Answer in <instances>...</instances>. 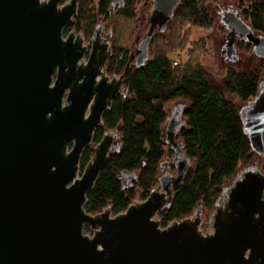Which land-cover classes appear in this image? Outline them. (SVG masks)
Masks as SVG:
<instances>
[{
  "label": "water",
  "instance_id": "water-1",
  "mask_svg": "<svg viewBox=\"0 0 264 264\" xmlns=\"http://www.w3.org/2000/svg\"><path fill=\"white\" fill-rule=\"evenodd\" d=\"M62 1L0 0V264H264V171L256 165L224 188L211 214L213 231L202 229L198 210L166 227L158 218L192 167L183 144L174 142L177 173L160 176L146 200L115 216L86 211L120 138L106 131L83 170L82 155L125 76L107 73L112 48L102 22L90 42L76 30L64 33L80 0ZM181 2L152 0L139 62ZM228 17L230 29L264 59V35L255 36L236 12ZM235 53L232 44L228 56ZM240 113L254 152L264 156V79Z\"/></svg>",
  "mask_w": 264,
  "mask_h": 264
},
{
  "label": "trees",
  "instance_id": "trees-1",
  "mask_svg": "<svg viewBox=\"0 0 264 264\" xmlns=\"http://www.w3.org/2000/svg\"><path fill=\"white\" fill-rule=\"evenodd\" d=\"M144 1L150 0H124V6L120 7L118 0H80L78 15L64 33L76 30L90 41L100 21L119 13L133 19L138 5ZM208 1L218 0H182L168 34L155 35L144 62H130L131 51L115 46L107 73L125 76L123 92L104 113V124L85 149L82 170L106 131H115L120 138L119 146L110 154L88 194L87 212L98 214L109 209L115 216L136 200H146L159 185L162 162L168 154L176 153L172 147L166 150L164 140L169 120L166 107L176 100L187 102L183 105L185 125L180 137L182 148L194 165L158 214L164 227L194 215L197 210L200 215L212 214L227 184L258 156L247 135L241 108L228 96L234 95L247 103L258 94L264 79V59L243 72L229 68L222 78L204 67L202 58L208 52L207 46L203 41L191 42L189 31L213 25L214 18L206 6ZM240 13L256 33L264 35V0H253ZM206 227V223L202 224V229ZM85 231L92 233L88 225Z\"/></svg>",
  "mask_w": 264,
  "mask_h": 264
},
{
  "label": "rangeland",
  "instance_id": "rangeland-1",
  "mask_svg": "<svg viewBox=\"0 0 264 264\" xmlns=\"http://www.w3.org/2000/svg\"><path fill=\"white\" fill-rule=\"evenodd\" d=\"M68 1V0H67ZM63 0L60 4H64ZM253 0H218L217 2L208 1L206 4L208 11L214 18V23L210 28H192L189 31V38L191 42H204L207 46L208 52L202 58V63L204 67L217 78H222L229 68H235L239 71H245L251 68H254L261 64V58L254 51V43H249L244 37L236 35L232 40L234 47L236 48V53L233 57H227L226 49L224 48L225 44L228 42L227 34L229 29L227 28L226 21L224 20L225 12L235 13L242 19L244 17L240 12H243V8L250 5ZM152 9L151 0L147 2H141L137 7V14L135 18L130 19L126 18L123 14H113V16L104 21L105 31H113L112 42L114 46H123L128 48L129 51L136 49L138 44L146 37L149 28H150V14ZM169 32V26L164 29H156L155 35H166ZM255 36H258L256 32L253 31ZM82 34V33H81ZM83 35V34H82ZM154 35V37H155ZM86 41H88L86 39ZM189 42V43H191ZM239 43V44H237ZM243 44V45H241ZM153 46V39L150 43ZM249 46V48H247ZM182 57L184 54L181 55ZM229 99L236 103L238 107L245 105V102L240 100L234 95H229ZM182 105L186 106L187 102L183 100H176L170 102L166 110L169 113V118L173 116V110L182 109ZM169 123V122H168ZM167 123V125H168ZM166 125V126H167ZM176 125V130L172 132L173 137L171 140L167 137V127L164 128V140L166 142V150H171V142L174 144H181L182 140L180 137L181 127L185 125L183 123ZM175 149H172V151ZM175 154V153H174ZM173 155H167L164 159L166 163H172L174 160ZM258 160L256 166L264 171V156H255V159L248 166L254 165L253 163ZM194 165V162H192ZM248 166L240 169V172H243ZM169 170L168 165L160 171V174H163L166 170ZM176 172L173 171V174ZM232 183H228L227 186H230ZM202 216L203 224L206 223L207 227L204 231H213L212 226L209 224L211 218V213L207 214L204 212Z\"/></svg>",
  "mask_w": 264,
  "mask_h": 264
},
{
  "label": "flooded vegetation",
  "instance_id": "flooded-vegetation-1",
  "mask_svg": "<svg viewBox=\"0 0 264 264\" xmlns=\"http://www.w3.org/2000/svg\"><path fill=\"white\" fill-rule=\"evenodd\" d=\"M228 13H229V11H226L225 12V16L223 17L224 19H225V21H226V24H227V28L229 29V33L227 34V39H228V37H229V39L227 40L228 42L225 44V46H224V48L226 49V55H227V57H229L228 56V54H229V51H230V46L233 44V42H232V40L235 38V36L236 35H238L235 31H234V28H233V30L232 29H230V26L232 25H234V23H233V20L231 19V17H228ZM103 23H104V21H103ZM100 24V23H99ZM234 27V26H233ZM110 35V38H109V40H110V42H111V48H112V54H113V52H114V49H115V46H114V44H113V42H112V39H113V31H109V32H106L105 31V27H104V30H103V33H102V36H106V35ZM92 39V38H91ZM91 41V40H90ZM90 41H87V42H90ZM139 45H140V43L138 44V46H137V48L136 49H133L132 51H131V56H130V62H133V60H137L138 61V48H139ZM112 56V55H111ZM111 58V57H110ZM109 62V61H108ZM108 64V63H107ZM106 70H107V65H106ZM110 75V74H109ZM111 76H121V75H111ZM173 116L172 117H170L169 118V120H168V122L169 123H171V121H173V122H175L176 123V125H178V124H183V123H185V120H184V118H183V105H182V109H180V110H173ZM169 123H168V125H169ZM174 124V123H173ZM168 125L166 126L167 127V137L169 138V140H171L172 139V137H173V134H172V132L174 131H170V129H168ZM181 125H179V126H181ZM117 137V136H116ZM172 144H171V146L173 145V142H171ZM117 146H119V141L117 142V144H116V146L115 147H117ZM172 149H174L173 148V146H172ZM175 152H176V149H175ZM175 155H176V153H175ZM174 161V160H173ZM173 161H172V163L170 164V163H166V162H162V164H161V166H160V171H162L167 165H168V167H169V170L168 171H170L171 173H173V171H175L176 173H177V167L176 166H174L173 165ZM253 166V165H252ZM165 172L163 173V174H160L159 175V177L160 176H163V175H165L166 173H167V169L166 170H164ZM176 173L174 174V175H176ZM92 230V229H91ZM92 233H93V231H92ZM92 233H90V234H92ZM89 234V233H88Z\"/></svg>",
  "mask_w": 264,
  "mask_h": 264
},
{
  "label": "built area",
  "instance_id": "built-area-1",
  "mask_svg": "<svg viewBox=\"0 0 264 264\" xmlns=\"http://www.w3.org/2000/svg\"><path fill=\"white\" fill-rule=\"evenodd\" d=\"M175 64H177V62H175Z\"/></svg>",
  "mask_w": 264,
  "mask_h": 264
}]
</instances>
